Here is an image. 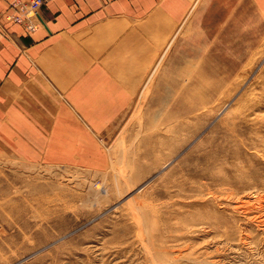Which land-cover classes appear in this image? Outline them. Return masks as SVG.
Listing matches in <instances>:
<instances>
[{
    "label": "rangeland",
    "instance_id": "obj_1",
    "mask_svg": "<svg viewBox=\"0 0 264 264\" xmlns=\"http://www.w3.org/2000/svg\"><path fill=\"white\" fill-rule=\"evenodd\" d=\"M240 1L191 6L108 169L0 157V264H264V0Z\"/></svg>",
    "mask_w": 264,
    "mask_h": 264
},
{
    "label": "crops",
    "instance_id": "obj_2",
    "mask_svg": "<svg viewBox=\"0 0 264 264\" xmlns=\"http://www.w3.org/2000/svg\"><path fill=\"white\" fill-rule=\"evenodd\" d=\"M0 0V157L104 171L114 126L197 0Z\"/></svg>",
    "mask_w": 264,
    "mask_h": 264
},
{
    "label": "built area",
    "instance_id": "obj_3",
    "mask_svg": "<svg viewBox=\"0 0 264 264\" xmlns=\"http://www.w3.org/2000/svg\"><path fill=\"white\" fill-rule=\"evenodd\" d=\"M44 3L45 0H31L25 4L15 1L14 5L18 8V12L8 15L7 19L22 23L29 30H36L42 25L38 16L40 17V10Z\"/></svg>",
    "mask_w": 264,
    "mask_h": 264
},
{
    "label": "bare ground",
    "instance_id": "obj_4",
    "mask_svg": "<svg viewBox=\"0 0 264 264\" xmlns=\"http://www.w3.org/2000/svg\"><path fill=\"white\" fill-rule=\"evenodd\" d=\"M240 1V0H239ZM243 1V0H242ZM242 2L240 1V4H241ZM244 14V13H243ZM38 18L39 19H41L40 20V22H41V24H42V18H41V16L39 17L38 16ZM42 27H43V24H42ZM159 69V68H158ZM170 139H172V138H170ZM158 144V143H157ZM159 145H160V143H159ZM139 221H141V219H139ZM151 240H148V242H146V246H145V250H146V252L148 253V255L150 256L149 258H150V262L152 261L153 263H154V261H155V258H156V256H155V258H154V254L152 253V248H151ZM28 248V247H27ZM157 250V249H156ZM27 251L29 252H31V251H33V252H38V251H40V247H36V246H34V247H32V248H30V249H27ZM1 252V251H0ZM33 254V253H32ZM156 263V262H155Z\"/></svg>",
    "mask_w": 264,
    "mask_h": 264
}]
</instances>
